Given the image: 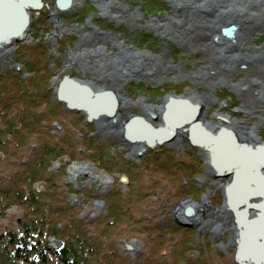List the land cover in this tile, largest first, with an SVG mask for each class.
Wrapping results in <instances>:
<instances>
[{"label": "rangeland", "instance_id": "374dc122", "mask_svg": "<svg viewBox=\"0 0 264 264\" xmlns=\"http://www.w3.org/2000/svg\"><path fill=\"white\" fill-rule=\"evenodd\" d=\"M109 1H112L113 5L107 8L103 5L107 4L106 1L102 0H71L70 5L61 10L57 7L56 0H43L42 8L30 10L32 19L30 24L33 23L34 28L29 25L25 37L21 41L7 45L6 49H3L4 52L0 53V76H5V71H16V74L20 77V84L25 85L28 83L30 88L29 79L35 76V73L24 70L25 60H16L17 47L44 41L47 48L44 51V58L41 59L43 65L37 69L39 70L37 73L46 74V88L52 91V102H57L54 95L55 89L58 82L65 76L74 78L82 84L95 81L92 89L94 92L111 88L117 96L118 105L113 116L102 114L91 121H87L85 113L70 111L65 106V110L69 114H62V109L55 107L54 110H58V114L56 112L48 121L51 134L61 133L63 127H71L69 123L75 121L78 124L76 128L82 130V132H78L76 129L79 139H73L74 142L76 140L80 141L84 131L88 134L85 135L86 141L96 139L90 143L93 150H95L94 146L97 141L101 145L106 144L104 156L116 160V166L121 169L117 170L118 172L112 169L106 171L98 167L97 163L91 160L90 157L84 158L81 156L82 154H76L72 160L69 159L68 155L61 158L63 159L61 163L65 165L64 175L55 179L53 189H57V195L55 196L68 200L74 212L73 215H64V218H61L65 220L71 217L84 219L86 215L92 219L99 217L105 210V197H108L105 194L114 190L117 186L122 189L125 188L124 191L129 193L128 197H131V200L127 199V201L131 203L135 198L134 190L136 187L132 184L129 188L128 184H130V180L131 182L139 180V177L134 179L128 177L124 172L127 171L123 168L125 165L132 168L130 173L134 176L136 168L138 170L139 166L141 167L144 162L148 161L149 156L156 155L161 150L172 159L184 161L189 165L195 159H198L197 170L193 174L187 172L188 175H184L185 187L182 188L180 196L175 193V189L178 190L179 188L176 187L174 179L151 183L145 177L150 187V193L147 195L150 203L144 204L138 213L142 212L145 218L157 224L166 225L170 221L171 224L177 225L185 232L191 230L194 235L191 237L197 239L199 244L203 246V257L201 256V259L207 260L213 254L212 257H216L217 264L222 261L226 264H237L233 261L236 250L234 243L236 232L233 225H226L228 221L230 222L229 217L221 220L215 215L217 210L222 211L224 209L225 188L230 178L221 179L223 177L217 175L218 172L211 168L212 164L206 158L208 152L199 147L189 146L186 138L183 141L182 139H173L166 144L152 148L145 145L144 150L146 151H144L137 148V146H133L135 142L129 141L125 137V130L122 127L131 116L136 115L146 118L147 114L144 108L146 105H158L157 102L160 100V105H162L163 100L168 96H182L193 97L192 100L198 103L200 101L203 103L208 102L205 105L202 104L205 107V111L202 108L204 113L202 112L203 115L200 116L203 123L207 121L215 122L217 115L224 114L230 117V123L234 131L237 130L240 134L252 130L257 132L264 125V105H259L252 97V95H255L254 92L258 93L259 88L264 86V82L260 84V81H264V79L263 75L259 73V65H251L247 70H245V65H239L227 74L218 71L217 78H220L221 82L213 81L216 76L212 77L210 81L207 78H201L202 76L193 78L195 71L202 66H207V62L211 59L209 56H206L207 59L205 58L204 52L206 49L202 43L197 45L193 38L188 37L190 33L187 34V32L182 31L183 34L180 36L178 29H174L172 32L173 29L170 25L164 26L162 24L163 21L165 22V18L170 17L172 21L177 18H173L175 14L173 0H159L158 7H155V9H149L148 3L150 0ZM162 1L167 3V7L161 4ZM97 18L110 22L113 29L99 28ZM160 22L162 23L160 24ZM35 26L38 28L36 29ZM254 26L253 29L250 28L243 42L245 47L242 51L244 53H241V55L258 56L264 51V22ZM221 30L222 28L215 34H222ZM139 33L144 37L138 38L137 34ZM261 35L263 41L258 42V37ZM129 55H133L135 60L141 59L142 62L148 63L151 67L155 65L158 67L157 63H160L162 67L160 70L158 68V77L153 79L147 77L151 73L147 70L148 75L146 76H132L121 81L114 80L118 79V74L114 71L116 59L121 60ZM82 57H85L84 59L88 58V61H90L89 68L87 65L81 66L79 62L75 61L77 58L81 60ZM103 65L108 67V70H112L111 73L104 75ZM212 67L211 65L209 70ZM154 69L157 70L156 67ZM230 82L234 84L230 85ZM248 83H251L252 86L247 87ZM232 87L238 88V91L231 89ZM213 89L214 93H212ZM29 103V101H23L24 106H32ZM59 104L63 105L64 109V104ZM117 120H120L119 125L115 126L117 130L112 129L115 124H111V121ZM153 125L158 126L160 122H153ZM122 130L123 136L121 134ZM77 143L79 153H84L86 151L84 147L87 146L84 143ZM87 150L88 153H93V150ZM87 152L86 154H88ZM18 156L19 154L14 155L10 152V155H2L0 161H11L15 164L26 162V160L13 161ZM48 164L47 171H55L59 168L58 161L51 163V165L49 161ZM157 173L156 170L152 172L154 179L157 178L154 175ZM122 177H126V180L122 181ZM142 180L144 179L142 178ZM218 185H220V189ZM45 186L44 181H38L32 184L31 189L40 192L45 189ZM96 188H99L98 192L101 197L91 196ZM133 188L135 189L131 191ZM60 191L63 195L58 193ZM205 198H208L209 203H204ZM185 199H188L195 206L203 205L201 209H195L190 215L184 213L190 218V221L187 222L175 218L177 210L181 211L180 208L184 207L183 210L185 211L187 207H191L185 205ZM10 207L5 212L6 215L3 214L4 217L0 218V227L16 228V226H20V222L16 220V217L21 216L24 220V209L18 208L16 205ZM171 224L168 223V226ZM217 225L222 226V229L217 227L216 230L213 228ZM235 228H238V225ZM128 232V230L121 228L120 233L114 237V242L117 244L116 247L124 252L125 256L135 259L139 254L146 251L145 237L128 235ZM175 232L180 234L179 232L182 231L177 229ZM98 233V231L94 232L95 235H98ZM165 235L171 236L172 234L170 235L167 232ZM48 239L54 248H56L54 241L60 242L61 245L56 250H60L64 245L63 241L58 238L49 237ZM100 239L105 240L103 237L97 238L98 241ZM107 239L111 238L107 236ZM167 240L172 245L173 241ZM128 245L131 246L129 250L127 249ZM200 253L198 251V254L191 259L195 264H197Z\"/></svg>", "mask_w": 264, "mask_h": 264}, {"label": "trees", "instance_id": "16d2710c", "mask_svg": "<svg viewBox=\"0 0 264 264\" xmlns=\"http://www.w3.org/2000/svg\"><path fill=\"white\" fill-rule=\"evenodd\" d=\"M157 3L159 0H150L149 9L158 7ZM161 4L165 6L166 3L162 1ZM97 21L99 28L113 29L110 22L101 18H97ZM30 27L34 28L33 23ZM140 37L143 38L144 35L141 34L138 38ZM43 42L17 47L16 60H25L24 70L35 73V76L29 79L30 88L28 83L20 84L16 71H5V76H0V158L12 152L14 155L19 154L13 161L26 160L21 164L0 161V218L6 215L5 212L10 206L16 205L24 209V220L21 216L16 217L20 226L0 227V264H195L191 259L198 251L201 255L197 258V264H217L213 254L207 260L201 259L203 246L191 237V230L185 232L170 221L169 226L168 223L157 224L145 218L142 212L138 213L144 204L150 203L147 196L150 187L146 178L151 183L174 179L176 187L179 188L175 189V193L180 196L182 188L185 187L184 175L187 172L193 174L198 168V159L195 157V161L189 165L184 161L172 159L161 150L156 155L150 154L146 162L150 164L144 162L138 170L136 168L134 176L130 173L132 168L125 165L123 168L127 170L124 172L128 177H139V180H130L128 184L129 188L132 184L136 187L131 190L135 189V198L131 203L127 201L131 200V197L124 191L125 188L117 186L105 194L108 196L105 197V210L99 217L92 219L86 215L87 218L84 219H62L64 215L70 216L74 212L68 200L55 196L57 189H53L55 179L64 175L65 165L61 163V158L68 155L72 160L76 154H82L81 156L90 157L98 167L106 171L112 169L118 172L117 170L121 169L116 166V160L104 156L106 144L101 145L97 141L93 150L90 143L96 139L86 141L85 135L88 134L84 131L80 141L74 142L73 139H79L76 129L82 132L76 128L78 124L75 121L69 123L71 127H63L59 134L50 133L48 121L56 112L58 114V110H54L55 107L61 108L62 114L69 113L65 110V105L63 109V105L52 102V91L46 88V74L37 73V69L43 65L41 59L44 58L47 48ZM23 101H29L32 106H24ZM77 142L87 146L85 148L82 145L86 150L84 153H79ZM87 149L93 150V153H88ZM49 161L50 165L58 161L59 168L47 171ZM155 170L159 173L154 174L156 179L152 176ZM38 181L45 182L46 190L38 192L31 189L32 184ZM98 189L96 188L91 196L101 197ZM58 193L62 194V191ZM121 228L128 230V235L145 237L146 251L135 259L125 256L124 252L116 247L114 237L120 233ZM177 229L182 232L176 233ZM96 231L99 232L98 235L94 234ZM167 232L172 235L166 236ZM107 236L111 239L108 240ZM49 237L62 240V248L56 250ZM99 237L105 240L98 241ZM167 239L173 241L172 245ZM220 264L226 263L222 261Z\"/></svg>", "mask_w": 264, "mask_h": 264}, {"label": "bare ground", "instance_id": "6f19581e", "mask_svg": "<svg viewBox=\"0 0 264 264\" xmlns=\"http://www.w3.org/2000/svg\"><path fill=\"white\" fill-rule=\"evenodd\" d=\"M29 1L31 0H0V36L14 30L16 26H18L19 20L22 19V6L26 5ZM102 1H106L108 5H103L107 8L113 5L112 1ZM173 1L175 3V14L173 15V18L177 17V20L175 19L172 21V19H170L169 17L165 18V22H160V24L162 23L164 26H167V24L170 25L173 29L172 32L174 31V29H178L177 31H179L180 36H182L183 34L182 31H184V33L187 32V34L190 33L188 37L193 38L196 41L197 45H200L202 43L206 49L204 52L205 58L206 56H209V58L211 59V61L207 62V66H202L199 68V70L195 71L193 78H199V76H202L201 78H207V80L210 81L212 77L216 76L213 81L221 82L219 80L220 78H217L218 71H220L222 74H227L228 72L230 73V70L239 65H245V70H247L251 65L255 64L259 65V73L260 75H263L262 77L264 79V51L258 56L248 54L241 55V53H244L242 52L245 47V44L243 42L246 39L250 28L253 29V27H255L254 25L259 24L260 22H264V0ZM165 7H167V3L165 4ZM56 9L58 10V8ZM157 25L159 26L158 23ZM228 26H231L230 33L215 34L221 28ZM139 35H141V33L137 34L138 37ZM258 38V42L263 41L262 35ZM6 46L7 45L5 44H1L0 53L4 52L3 49H6ZM246 48L248 47L246 46ZM84 58L85 57H82L81 60L77 58L75 61L79 62L81 66L87 65V67L89 68L90 61H88V58ZM162 63L163 65H165L163 61ZM157 64L158 67L157 65L151 67L148 63L145 64L139 58L138 60H135V57L133 55H129L121 60L116 59L114 64V71L118 74V79L116 78L114 80L121 81L124 78H130L132 76H146L148 75V71H151V73H149L150 75L147 77H152V79L156 78L159 75L158 68L160 70V68L162 67L160 63ZM211 65L213 67L209 70ZM155 67L157 68L156 71L154 69ZM107 68L108 67H105V65H103L102 70L104 71V75H107L112 71L108 70ZM263 82L264 81H260V84ZM93 84H95V81H88L86 83V85L92 89L94 88ZM233 84L234 83L230 82V85ZM247 85V87H250V85L252 86L251 83H248ZM263 88L264 86L260 87L258 93L254 92L255 95H252V97H254L253 99L257 101L259 105H264ZM231 89L238 91V88L236 87H232ZM104 90H106V88ZM108 90L112 91V94L116 99L115 101L118 102L115 92L111 90V88ZM100 91H103V89H100ZM212 93H214V89L212 90ZM65 94L75 102L80 101V103L83 104V100H85L84 103H86V99L81 98L82 95H79L78 91H76L75 94L73 90L68 89ZM183 98H187L189 102L197 104V106H199L198 111L201 109L199 116L203 115V110L205 111V107L203 105L207 104L208 102L203 103L202 101H200L198 103L195 102V100H192L194 99L193 97ZM167 99L168 97L163 100L164 103L162 102V105H160V100L157 102L158 105L149 104L144 107L147 114V121L152 124L153 122H160V125H163L162 115L164 112V104ZM87 105L90 108L95 107L98 110L107 111L108 109L107 101L105 98H100L95 102L87 101ZM154 116H156L155 119L153 118ZM127 120L125 121V123L127 122ZM199 120H201V124L203 125V127L207 131H209L210 134L212 133V138L210 137V139H202L206 141L205 145H207L211 149V151L209 152L204 148L200 149H204L208 152L206 158L210 162L213 161L214 165L219 170H226L227 168H230L232 170L231 174L229 173L228 175L225 174L221 176L223 177L221 179L229 177L230 181L233 180V185L230 187V191L228 192L229 204L228 201H226L225 197L224 209H222V211L217 210L215 212V215H217V218L221 220L227 219L226 217H229L230 222L228 221L226 225H233L237 239V236H240V230L238 228H235V226H237L238 224H236L237 221L234 214L237 212H241V214H243L241 216L242 223L246 226L249 236H251L252 247L249 250L248 258L251 260L252 264H264V208L261 210V212H259L261 213L260 216L262 217H260V220L256 218L257 211L249 207L253 206L252 201H254L255 199L257 203H260L261 199H264V125L257 132H253L252 130L251 132H243L242 134H240L237 130L236 132L232 128L230 117L228 115H217L215 122L207 121L206 123H203L202 118H200ZM119 123L120 120L111 121V124H115L114 128L112 129L117 130L115 126L117 124L119 125ZM117 127L120 128L119 126ZM185 128L188 127L186 126ZM122 129H124V127H122ZM136 129L137 127L130 129V133H133L131 139H134L136 141L130 139L128 140L135 142V144H133L134 147L137 146V148H139L140 150H144L146 145L145 142H139L137 141L138 138H136V136L139 134L141 136H144L143 130L142 128H138L137 130ZM221 129H230V131L233 132L232 136L229 137L230 139L227 137H222L217 140L215 139L217 132ZM121 134L123 136V130ZM186 137L187 132H185L183 129H180L175 130V137L173 139H182L183 141ZM211 168L217 172L213 165ZM218 188L220 189V185H218ZM184 203L185 205L191 206L193 210L192 213L195 211V209H201V207H203L202 204L196 206L191 204L188 199H185ZM204 203H209L208 198L204 199ZM183 208L184 207H182V209L180 208L181 211L177 210L175 212V218L180 219V221L183 222L190 221V218H188L184 214ZM244 211L245 213L250 212L251 214L249 213L248 215H246L244 214ZM217 227L218 229H222V226H213V228L216 230ZM234 243L236 245L235 240Z\"/></svg>", "mask_w": 264, "mask_h": 264}, {"label": "water", "instance_id": "95a60500", "mask_svg": "<svg viewBox=\"0 0 264 264\" xmlns=\"http://www.w3.org/2000/svg\"><path fill=\"white\" fill-rule=\"evenodd\" d=\"M56 5L61 10H64L70 5V0H56ZM43 2L42 0H31L26 5L22 6V19L19 20L18 26L12 31H9L8 33L0 36V46L1 44L9 45L12 43H16L18 41H21V39L24 38V35L29 28L30 21H31V14L30 10H38L42 8ZM231 26L222 28V33H230ZM19 36V38H18ZM68 89H71L76 94V91L79 92V95H82L81 98L86 99V103H84L85 100H83V104L80 103V101H74L73 99H70L65 93ZM55 99L59 103H63L67 109L70 111H76V112H83L86 114L87 121H91L92 119H95L99 116V114H105L107 116H113L117 110V102L115 101V96L112 94V91L110 90H103V91H97L94 92L92 88L88 87L86 84H82L78 82L76 79L71 78L69 76H65L63 79H61L57 87L55 89ZM100 98H105L107 101V111L104 110H98L95 107L90 108L87 105V101L95 102ZM197 104H193L192 102H189V100L186 98H183L182 96H168L167 101L164 104V112L162 115V121L163 125L154 126L152 123L146 120V118L141 116H131L128 118L127 122L124 125L125 130V137L127 139L136 141L134 139H131L132 134L130 133V129L137 127L142 128L144 136H141L140 134L136 136L137 141L139 142H145V144L152 148L157 145H163L167 142H170L175 137V130L183 129L185 132H187V141L189 146L193 148H204L207 149L209 152L211 149L205 145L204 139H210L212 138L209 131H207L203 125L201 124V120H199L201 117L200 111H198ZM154 119L156 116L153 117ZM188 128H185V127ZM136 129V130H137ZM177 132V131H176ZM232 131L221 129L217 132L215 139H220L224 137H231ZM201 136V138H200ZM214 139V137H213ZM230 139V138H229ZM215 140V141H216ZM214 141V142H215ZM213 143V142H212ZM211 164L214 166V168L217 170L218 176H223L225 174H231L232 170L230 168H227L226 170H219L211 161ZM219 170V171H218ZM122 181L126 180V177L121 178ZM233 180L229 181L228 185L226 186V201H228L229 204V197L228 192L230 191V187L233 185ZM253 206H249L251 209H255L257 212V219H260L261 210L264 208V199H261L260 203H257L256 199L252 201ZM192 208L187 207L184 211L186 215H190L192 213ZM251 211V210H250ZM250 212L244 214L248 215ZM251 214V213H250ZM241 212H237L234 214L236 219V224H238V229L240 230V236H237L236 241V250L234 252L233 261L237 264H252L251 260L248 258L249 250L251 249V236H249L246 226L243 225L241 220ZM262 218V217H261ZM261 220V219H260ZM54 245L56 246L55 249L59 248L61 245L59 241H54ZM127 249H131V246L128 245Z\"/></svg>", "mask_w": 264, "mask_h": 264}]
</instances>
